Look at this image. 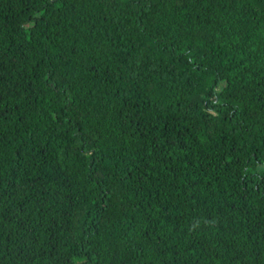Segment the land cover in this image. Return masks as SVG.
<instances>
[{"label":"trees","instance_id":"obj_1","mask_svg":"<svg viewBox=\"0 0 264 264\" xmlns=\"http://www.w3.org/2000/svg\"><path fill=\"white\" fill-rule=\"evenodd\" d=\"M0 264H264V0H0Z\"/></svg>","mask_w":264,"mask_h":264}]
</instances>
